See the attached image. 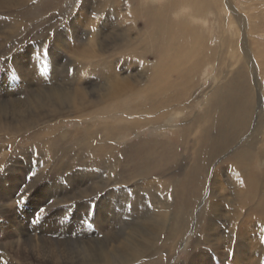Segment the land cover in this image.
I'll return each instance as SVG.
<instances>
[{
  "label": "rangeland",
  "instance_id": "rangeland-1",
  "mask_svg": "<svg viewBox=\"0 0 264 264\" xmlns=\"http://www.w3.org/2000/svg\"><path fill=\"white\" fill-rule=\"evenodd\" d=\"M0 2V264H36L26 245L49 244L66 252L49 264H264L256 204L246 210L238 196L252 175L264 208L255 156L264 154V98L257 106L254 92L250 108V166L240 161L247 132L208 158L197 133L176 127L208 125L206 94L238 68L245 75L234 83L264 85V0H229L226 9L225 0H202L212 12L187 0ZM114 84L125 88L116 106ZM218 132L209 129L211 139ZM89 245L98 257L87 261Z\"/></svg>",
  "mask_w": 264,
  "mask_h": 264
},
{
  "label": "bare ground",
  "instance_id": "bare-ground-1",
  "mask_svg": "<svg viewBox=\"0 0 264 264\" xmlns=\"http://www.w3.org/2000/svg\"><path fill=\"white\" fill-rule=\"evenodd\" d=\"M9 1V0H8ZM202 0H187V4L189 6H192L193 8H195L196 10H200L201 7L203 8L202 10L204 9H209L211 12H212V6L209 2H207L206 4L202 3L201 2ZM2 2V1H1ZM0 2V4H1ZM229 0H225V9H226V6L227 8L228 5H229ZM12 3V2H11ZM10 5V4H9ZM167 5L168 6H174V2L173 1H169L167 2ZM167 6V7H168ZM4 7V6H3ZM166 7V8H167ZM149 11L152 13L154 8L153 7H148ZM207 9V10H208ZM234 13H236V11H234ZM153 14V13H152ZM237 14V13H236ZM156 15H159V14H156ZM158 17V16H157ZM236 19L238 20H241V24L242 22L245 23V20H247V18H245L244 16L242 15H238L236 17ZM194 20V19H192ZM184 21V20H183ZM207 21V20H206ZM261 22V21H260ZM248 23V22H246ZM168 24V23H167ZM182 23L178 22L177 25H181ZM168 27H171V25L169 26H164L163 29L161 28L160 31H163V30H167ZM244 29L246 27V24L242 26ZM248 27V26H247ZM243 29V30H244ZM185 30V29H184ZM242 32V31H241ZM185 33H188V30L185 31ZM184 34V33H183ZM185 37V36H183ZM156 38V37H155ZM245 38V36H244ZM214 39V38H213ZM206 41V40H205ZM224 41L223 38H221L220 42ZM156 45V44H155ZM199 45V44H198ZM241 45H245L244 42L243 44ZM188 46V45H187ZM198 47V46H197ZM201 48V47H200ZM203 49V48H202ZM222 45L218 43V47L216 48V50L214 51L215 53H213L212 51L209 52V54H216L218 53L217 55H215V57H213V59L209 62H207V65H206V68H205V73L208 74V67L214 65V63L216 61L219 60L221 54L220 52L222 51ZM204 50V49H203ZM159 51V50H158ZM196 51V50H195ZM208 51V50H207ZM203 52V51H202ZM196 53V52H195ZM207 53V52H206ZM223 53V52H222ZM199 54V53H198ZM260 54V53H259ZM167 57H171V53L168 51L167 53ZM207 57V56H206ZM211 57V56H210ZM233 57V56H232ZM209 58V57H207ZM168 59V58H167ZM197 59V58H196ZM199 59V58H198ZM194 60V59H193ZM224 60V59H222ZM237 60V59H235ZM197 62V60H194ZM193 61V62H194ZM208 61V59H207ZM238 61V60H237ZM165 63H160V67H165L164 65ZM204 64V63H203ZM263 65V64H262ZM208 66V67H207ZM217 66V64L215 65ZM214 66V67H215ZM242 66V65H241ZM264 66V65H263ZM169 67V66H168ZM255 67V66H254ZM159 69V68H158ZM160 70V69H159ZM181 71V70H180ZM235 71V70H234ZM182 72V71H181ZM255 72V71H254ZM161 73V72H160ZM237 73V76L239 78V80H242L243 76L245 75L244 72H243V68H238L235 72H233V75L231 77H228L227 78V81L223 84H219L217 83L215 86H213V88L210 90V93L209 94H206L205 98H204V117L206 118V121L204 122H207L209 123V127L208 125L205 124V126H202V123L201 121L199 120V123L197 125L198 128L195 129V119H191V123H189V126H183L184 124L186 125L187 122H181L179 124H176V127H179L180 129H178L179 131H186L187 129H190V133L187 132V134L193 136L194 132L198 134V139L201 140L202 142V147L201 148H198V151L200 153L204 152L205 154L207 153V157L210 158L214 153H218L219 151H223L224 149H226L227 147V144H229V142L231 140H233L234 138L238 137L240 133H243V134H240V135H245V133L247 132V134L243 137H241L242 139L240 140L241 141V146H240V156H241V163L244 162V163H247L249 166L251 164V162H249V156L252 155L251 153L254 152L252 144H250V138H254V130L257 129L255 124L253 127H250L249 125V121H250V108H251V104L253 102V98H254V95L256 94L255 97H257V106L259 104V106L261 105L262 101H263V98H264V85L263 84H260L259 82L256 83V87H255V91H253V88L250 84L246 85V84H243V83H240L238 82V84L234 83V78H235V74ZM159 75V71H156L154 72V76H158ZM214 75V76H213ZM219 74L216 75V71H214V73L211 75L213 77H217ZM153 76V77H154ZM210 76V77H211ZM212 77V78H213ZM219 77V76H218ZM155 79H158L156 77H154ZM225 78V76H221L219 77V79H223ZM260 79V78H259ZM244 80V79H243ZM261 80V79H260ZM224 82V81H223ZM243 82V81H242ZM262 83V82H261ZM154 84V83H153ZM125 88L124 87H117L115 84L111 86L109 92H108V99L111 100V101H114V105L116 106L117 104H119L117 102V100L119 99V101L121 102L120 98L124 96L125 92L123 91ZM255 92V94H254ZM257 92V93H256ZM256 99V98H255ZM22 100V99H21ZM48 100V99H47ZM52 100V99H51ZM27 101V100H26ZM29 101V100H28ZM36 101V100H35ZM31 102V101H30ZM39 102V101H38ZM43 102V101H42ZM47 102V101H45ZM264 102V101H263ZM12 103V102H11ZM28 103V102H27ZM26 103V104H27ZM32 103V102H31ZM35 102H33L34 104ZM123 103V102H122ZM182 103H178L176 102L175 105H181ZM32 105V104H31ZM43 105V104H42ZM120 105V104H119ZM122 105V104H121ZM254 105V104H253ZM16 106V105H15ZM133 107V106H132ZM256 107V105H255ZM46 108V107H45ZM50 108V107H49ZM173 107H169L170 110H172ZM6 109V108H4ZM165 109V107H164ZM13 110V109H12ZM52 110V109H51ZM124 110H126L124 108ZM164 111V110H163ZM262 111V110H261ZM31 112V111H30ZM41 113V111H39ZM54 112V111H52ZM127 112V110H126ZM18 113V112H16ZM32 113V112H31ZM43 113V112H42ZM260 113V112H259ZM21 114V113H20ZM19 114V115H20ZM25 114H26V111H25ZM30 114V113H29ZM55 114V113H54ZM58 114V113H57ZM38 115V114H37ZM60 115V114H59ZM257 115V114H256ZM259 115V114H258ZM17 116V115H16ZM196 116H194L193 118H195ZM260 117V116H259ZM4 118V117H3ZM18 118V117H17ZM27 118V117H26ZM211 119V120H210ZM259 119V118H258ZM10 120V119H9ZM253 120V119H252ZM7 121V120H6ZM24 121V120H23ZM20 122V121H19ZM6 124V123H5ZM179 125V126H178ZM182 125V126H181ZM253 125V124H252ZM213 126H216L219 128V132H218V136L215 138V140H213V138L211 139V135L209 133V129H212ZM118 127V126H117ZM194 127V128H193ZM8 128V127H7ZM201 128V131H198L200 130ZM197 130V131H196ZM6 131V130H5ZM256 131H259V130H256ZM264 131V130H262ZM111 133V132H110ZM185 135V133H184ZM188 135H185V137H187ZM257 138V137H256ZM91 141L93 142V139H91ZM256 141V140H255ZM261 141V140H259ZM88 142V140H87ZM53 143V142H52ZM261 143H264L263 140ZM88 144V143H87ZM55 145V144H54ZM86 145V144H85ZM92 146V145H91ZM47 147V145H46ZM108 147V146H107ZM261 147V146H260ZM55 147H53L54 149ZM52 149V150H53ZM72 149V148H71ZM91 149V148H90ZM258 149V148H257ZM48 150V149H47ZM75 150V149H74ZM85 150V149H84ZM260 150H262L260 148ZM73 151V150H72ZM71 151V153H72ZM87 151V150H86ZM206 151V152H205ZM98 152V151H97ZM111 152V151H110ZM208 152H210L211 154H208ZM70 153V154H71ZM75 153H77L75 151ZM87 153V152H86ZM94 153V151H93ZM255 153V152H254ZM263 153V152H262ZM68 154V153H67ZM239 154V153H238ZM65 155V154H64ZM80 155V154H79ZM86 155V154H85ZM91 155V153H90ZM96 155V154H95ZM201 155V154H200ZM236 155V154H234ZM54 156V155H53ZM68 155H66L67 157ZM77 156V155H76ZM87 156V155H86ZM239 156V157H240ZM255 156L256 158L259 157V162L261 164V167L264 168V154L262 156H259L258 153H255ZM70 157V156H69ZM80 157V156H79ZM82 157V156H81ZM88 157V156H87ZM226 157V156H225ZM64 158V156H63ZM71 158H73L72 154H71V157L69 160H71ZM230 157H226L224 158V161L226 162L227 160H229ZM233 158V157H232ZM252 158V157H251ZM67 159V158H66ZM106 159V158H105ZM79 160V159H78ZM102 160V159H101ZM251 161V160H250ZM69 162V161H68ZM105 162V161H104ZM197 162V161H196ZM46 163V162H45ZM207 163V162H205ZM102 164V163H101ZM105 164V163H104ZM103 165V164H102ZM237 165V164H236ZM247 165V168L249 169ZM99 167V166H98ZM202 167V166H200ZM231 167V166H230ZM111 169V168H110ZM202 169V168H201ZM254 170V169H253ZM253 173V172H252ZM232 174V173H231ZM230 174V175H231ZM245 176V175H244ZM106 178V177H105ZM247 183H245V186L248 187V190H244V191H238V196L239 198L243 201L242 203H246L247 200L249 201V204L248 207L246 208V210H251L252 209V206L254 204L256 209H257V212L256 211H253L251 210V212L253 214H255L254 216L257 218L256 219V222L259 226H261V231H258L259 228H258V235L260 234L261 237H263V239H259L260 241H262V244L264 246V208L257 202L258 199L255 200L254 196H253V192H251V187L254 185V184H257L256 182H254L255 180L252 178V175L251 177H247ZM108 179V178H107ZM233 179V178H232ZM246 179V178H245ZM243 180V179H242ZM233 181V180H232ZM35 183V182H34ZM210 184V183H209ZM244 184L242 183L241 181V186H243ZM264 185V184H263ZM216 187V186H214ZM240 187V186H239ZM256 187V186H255ZM118 189V188H116ZM240 189V188H239ZM238 189V190H239ZM210 190H213V188L210 186ZM255 190V189H254ZM261 190V189H260ZM112 192V191H111ZM216 192V191H215ZM213 193V191H212ZM113 196V194H112ZM220 196V195H219ZM116 199V198H115ZM167 201V200H165ZM164 201V202H165ZM128 202V201H127ZM167 203V202H166ZM165 203V204H166ZM169 203V202H168ZM252 204V205H251ZM163 206V205H162ZM161 207V206H160ZM161 209V208H160ZM178 209V208H177ZM180 209V208H179ZM149 210V209H148ZM147 210V211H148ZM260 210V211H258ZM143 211V210H142ZM169 208H167V206L165 207V210L162 209V211L159 213V215L163 216L162 218L163 219H168L169 217L171 218V216L169 215ZM215 211V210H214ZM155 212V211H154ZM94 213V212H93ZM142 213V212H141ZM144 213V212H143ZM142 213V214H143ZM150 213V212H148ZM248 214V212H247ZM149 215V214H148ZM157 215V214H156ZM143 216V215H142ZM147 216V215H146ZM166 217V218H165ZM175 217V216H174ZM155 218H157V216H155ZM176 218V217H175ZM240 219V218H239ZM15 220V219H14ZM162 220V219H161ZM143 221V220H142ZM167 221V220H165ZM16 222V221H15ZM14 222V223H15ZM171 222V221H170ZM169 222V224H170ZM162 223V222H161ZM44 224V223H43ZM163 224V223H162ZM212 224V223H211ZM257 225V226H258ZM79 226V225H78ZM156 226V225H155ZM158 227V226H157ZM165 227V226H164ZM136 228V227H135ZM168 228V227H167ZM138 229V228H137ZM159 229V228H158ZM163 229V227H162ZM175 229V228H174ZM139 230V229H138ZM138 230L136 229H133V235L136 237V236H139L140 237V234H138ZM170 230V228H169ZM146 231V230H145ZM164 231V229H163ZM162 231V232H163ZM16 232V231H15ZM120 232V231H119ZM125 232V231H124ZM155 232V231H154ZM158 232V231H157ZM161 232V231H160ZM166 232V231H164ZM168 232V231H167ZM170 232V231H169ZM260 232V233H259ZM172 233V232H171ZM150 234V233H149ZM127 235V234H126ZM15 236V235H14ZM253 237V236H252ZM150 238V237H149ZM143 239V238H142ZM159 239V238H158ZM92 240V239H91ZM129 241H131L130 239H128ZM148 240V239H147ZM25 241V240H24ZM40 241V240H39ZM84 241V240H83ZM127 241V240H126ZM145 241V239H144ZM57 242V241H56ZM25 243V242H24ZM27 243V242H26ZM30 243V242H29ZM39 243V242H38ZM128 243V241H127ZM155 243V242H154ZM47 244V243H45ZM32 245V244H31ZM50 245V244H49ZM48 246H43V248H41L40 250L36 251L34 248L35 247H32V246H28L26 245L27 247H29L30 249H32V254L31 255H28L29 257L28 258H31L34 260L33 263H36V264H49L51 262H53L55 259H56V262H58V258H62V257H65L66 255V252H65V249L64 248H61L60 245H56L54 247V245L52 247H49ZM155 245V244H154ZM41 246V245H40ZM39 246V247H40ZM84 246V245H83ZM88 246V245H87ZM106 246V245H105ZM137 246V245H136ZM139 246H142V245H139ZM23 247V246H22ZM96 246L92 245L90 246L89 245V250L91 252H93V249L95 248ZM147 247V246H146ZM80 248V247H79ZM83 248V247H82ZM113 249L114 246H113ZM121 249V247H120ZM88 250V249H87ZM103 250V249H102ZM101 250V251H102ZM116 250V249H115ZM119 250V249H118ZM133 250L134 252L131 254V257L133 258V260L135 261L136 259H138L141 254H140V251L137 247H133ZM142 250V249H141ZM70 253V251H69ZM95 251L93 253H91V256L88 254V260L87 261H90L92 259H96V256L98 257V253H96L94 255ZM104 253V251H103ZM142 253V252H141ZM41 254V255H40ZM102 255V254H99V256ZM109 255V254H108ZM95 256V258H93ZM102 257V256H101ZM121 258V257H120ZM8 259V258H7ZM109 259V258H108ZM77 260V259H76ZM111 260V259H110ZM126 260V259H124ZM205 260V259H204ZM262 260H264V256L262 257ZM108 261V260H107ZM121 261V259H120ZM150 261V260H149ZM148 261V262H149ZM150 262H153V259L150 261ZM264 262V261H263ZM125 263V262H124ZM31 264V263H30ZM59 264V263H58ZM126 264V263H125Z\"/></svg>",
  "mask_w": 264,
  "mask_h": 264
},
{
  "label": "snow or ice",
  "instance_id": "snow-or-ice-1",
  "mask_svg": "<svg viewBox=\"0 0 264 264\" xmlns=\"http://www.w3.org/2000/svg\"><path fill=\"white\" fill-rule=\"evenodd\" d=\"M23 199H24V198H23V195H21V196H20V199H18V200L16 201V203H18V204H19V203H22V202H23ZM48 203L51 204L52 201H49ZM44 211H45L44 208H40V209L38 210V212H37L36 215L39 216V214H40V213H43Z\"/></svg>",
  "mask_w": 264,
  "mask_h": 264
},
{
  "label": "clouds",
  "instance_id": "clouds-1",
  "mask_svg": "<svg viewBox=\"0 0 264 264\" xmlns=\"http://www.w3.org/2000/svg\"><path fill=\"white\" fill-rule=\"evenodd\" d=\"M78 251V250H77ZM77 259H79V256H77Z\"/></svg>",
  "mask_w": 264,
  "mask_h": 264
}]
</instances>
